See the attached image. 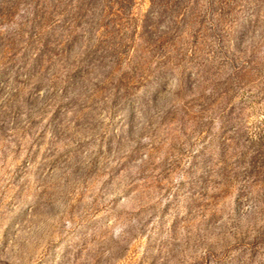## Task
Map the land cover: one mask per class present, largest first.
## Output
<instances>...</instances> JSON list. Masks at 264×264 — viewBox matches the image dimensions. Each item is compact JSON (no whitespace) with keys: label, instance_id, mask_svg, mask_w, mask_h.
<instances>
[{"label":"rangeland","instance_id":"374dc122","mask_svg":"<svg viewBox=\"0 0 264 264\" xmlns=\"http://www.w3.org/2000/svg\"><path fill=\"white\" fill-rule=\"evenodd\" d=\"M0 264H264V0H0Z\"/></svg>","mask_w":264,"mask_h":264}]
</instances>
